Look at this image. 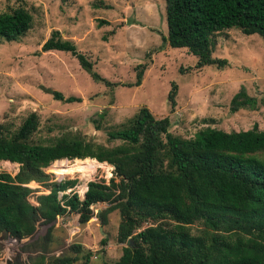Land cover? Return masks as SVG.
<instances>
[{
    "label": "trees",
    "instance_id": "trees-1",
    "mask_svg": "<svg viewBox=\"0 0 264 264\" xmlns=\"http://www.w3.org/2000/svg\"><path fill=\"white\" fill-rule=\"evenodd\" d=\"M164 14L163 40L195 57L197 69L225 66L224 59L211 57V38L223 30L256 34L264 43V0H164ZM30 24L31 16L22 8L1 13L0 40L19 41ZM52 50L69 52L94 80L101 81L57 30L40 46L41 52ZM138 68L136 86L144 70ZM48 93L56 101H79L57 91ZM175 94L171 84L167 94L171 108ZM260 102L264 106V100ZM256 106L243 87L229 100L230 113ZM37 127V116L31 113L14 131H0V163L18 165L13 176L0 172V233L6 230L12 239H27L39 221L48 225L70 213L77 214L82 225L93 216L91 206L106 204L96 218L104 226L106 215L117 210L115 242L124 245L113 264H264V129L253 125L245 131L224 132L206 127L182 139L168 132L166 117L155 119L144 107L124 127L107 132L108 140L120 142L110 148L76 136L34 142ZM73 159H86L91 167L93 163L112 167L107 182L86 183L83 200L71 190L76 180L52 181L43 171L52 162V168L62 164L54 171L84 167L80 161L68 163ZM84 168L81 172L87 171ZM30 182L48 191L35 197L36 206L26 200ZM193 225L198 226L196 234H191ZM50 231L49 227L44 236L20 248L21 253L34 254L28 255L27 264H74L78 258L68 255L81 252L78 244L70 245L66 254L45 256ZM105 244L101 239L100 246ZM90 258L86 250L80 264H90Z\"/></svg>",
    "mask_w": 264,
    "mask_h": 264
},
{
    "label": "rangeland",
    "instance_id": "rangeland-1",
    "mask_svg": "<svg viewBox=\"0 0 264 264\" xmlns=\"http://www.w3.org/2000/svg\"><path fill=\"white\" fill-rule=\"evenodd\" d=\"M16 8L30 14L31 24L19 41L0 40L2 133L14 131L34 113L38 119L34 142L46 144L61 136H76L110 148L120 142L108 140L107 132L124 127L141 107L155 119L166 117L168 132L182 139L192 138L206 127L224 132L245 131L253 125L264 129L260 102L264 100V43L256 34L244 35L236 28L214 34L211 57L224 59L226 64L197 69L195 57L183 48L168 47L163 40L164 0H0V14ZM52 30L73 44L101 81L94 80L69 52L40 51ZM139 66L144 70L136 86ZM171 84L176 87L172 108L167 100ZM240 87L257 106L230 113L229 100ZM46 89L79 101H56ZM73 160L67 161H80L87 171L73 172L70 166L66 168V161V169L60 173L51 172L54 162L43 171L52 181L76 180L71 190L80 200L88 181L107 182L111 177L112 167L106 163L91 167L86 159ZM17 168L16 164L0 163V172L11 176ZM28 185L34 193L39 191L36 183ZM106 207L91 206L93 216L82 225L78 215L70 213L57 217L51 225L39 221L30 238L0 241V264L10 259V264L29 263L28 255L34 254L21 253L20 248L44 236L49 227L51 242L46 257L66 254L70 245L78 244L81 252L68 255L78 258L74 264H80L86 250L91 253L90 264H113L124 245L115 242L117 210L106 215L104 226L96 218ZM196 226L190 227L191 234H196ZM103 238L106 244L100 246Z\"/></svg>",
    "mask_w": 264,
    "mask_h": 264
},
{
    "label": "water",
    "instance_id": "water-1",
    "mask_svg": "<svg viewBox=\"0 0 264 264\" xmlns=\"http://www.w3.org/2000/svg\"><path fill=\"white\" fill-rule=\"evenodd\" d=\"M88 182H89V181H88ZM85 190H86V186H85ZM83 198H84V196L82 195L81 200H83ZM55 222H56V218H55L50 224H48V225L54 224ZM0 241L14 242V241H18V240H17V239H12V238L9 236V234H8V232H7L6 230H2L1 233H0ZM129 243H130V242L127 241L126 244H125V246H126V247L129 246ZM10 261H11V259L8 260V261L6 262V264H10Z\"/></svg>",
    "mask_w": 264,
    "mask_h": 264
},
{
    "label": "built area",
    "instance_id": "built-area-1",
    "mask_svg": "<svg viewBox=\"0 0 264 264\" xmlns=\"http://www.w3.org/2000/svg\"><path fill=\"white\" fill-rule=\"evenodd\" d=\"M38 185V184H37ZM26 187H28V188H30L29 187V185L27 184L26 185ZM38 188H39V191L38 192H33V191H31L28 195H27V198H26V200H27V202L31 205V206H36L37 204H36V202H35V197L38 195V194H43L44 193V191H46V189H43V188H41L40 186H37ZM48 193V192H47ZM32 197V199H33V201H29V199Z\"/></svg>",
    "mask_w": 264,
    "mask_h": 264
},
{
    "label": "bare ground",
    "instance_id": "bare-ground-1",
    "mask_svg": "<svg viewBox=\"0 0 264 264\" xmlns=\"http://www.w3.org/2000/svg\"><path fill=\"white\" fill-rule=\"evenodd\" d=\"M53 169L54 168H52L51 169V172L53 171ZM55 169H57V168H55ZM71 170V169H70ZM85 170V168L84 167H82V166H75L74 167V169L72 168V170L71 171H77V172H81V171H84ZM55 173H60L61 171H54Z\"/></svg>",
    "mask_w": 264,
    "mask_h": 264
},
{
    "label": "crops",
    "instance_id": "crops-1",
    "mask_svg": "<svg viewBox=\"0 0 264 264\" xmlns=\"http://www.w3.org/2000/svg\"><path fill=\"white\" fill-rule=\"evenodd\" d=\"M17 165V164H16Z\"/></svg>",
    "mask_w": 264,
    "mask_h": 264
}]
</instances>
